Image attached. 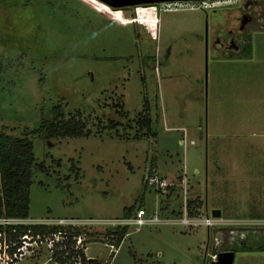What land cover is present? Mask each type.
<instances>
[{
	"label": "rangeland",
	"instance_id": "rangeland-1",
	"mask_svg": "<svg viewBox=\"0 0 264 264\" xmlns=\"http://www.w3.org/2000/svg\"><path fill=\"white\" fill-rule=\"evenodd\" d=\"M245 2L161 13L156 22L97 0H0V130L29 134L36 163L48 170L34 173L29 220L88 224L76 228L103 264H210L227 233L233 245L264 246V29L246 31L249 60L225 58L214 42L218 29L239 25ZM120 96L130 121L148 101L151 135L97 133V117L114 118L111 99ZM59 101L82 111L95 135L32 136ZM152 165L179 193L176 211L186 189L187 201L204 204L200 218L221 211L219 225L188 229L174 223L182 217L161 215L167 223L118 246L120 227L96 224L121 219L139 199L155 211L160 194L143 183ZM110 246L117 255L108 257ZM234 264H264V251L238 252Z\"/></svg>",
	"mask_w": 264,
	"mask_h": 264
},
{
	"label": "trees",
	"instance_id": "trees-1",
	"mask_svg": "<svg viewBox=\"0 0 264 264\" xmlns=\"http://www.w3.org/2000/svg\"><path fill=\"white\" fill-rule=\"evenodd\" d=\"M147 6L135 7L138 11H143ZM252 55V45L248 40L243 42L241 47V52L234 56V58L240 57H250ZM114 96V94H113ZM112 104L110 105L111 109L114 112V118H108L103 114V117H97L98 124L97 128L99 129L97 133L102 132H114L119 139H123L120 135V128L124 131L136 129L135 136L133 139H138L147 135H151L152 128V119L150 115V106L148 101H145L144 110L138 114L136 120L130 121L129 115L125 112L122 96L118 99L114 97L111 99ZM106 120V122L104 120ZM89 118H84L83 112L76 110L75 113L67 111L65 105L62 101L54 104L52 107L51 117L42 120L41 125L38 129L31 132V135H41L45 140H61V139H82L89 138L92 135H95L92 132L91 128L88 126L90 124ZM30 133V132H27ZM29 135V134H28ZM24 135L23 137H14L5 132V129L0 130V219L1 218H10V219H20V220H29L30 214V189L33 185L34 173H43L47 174L48 170L44 163L37 164L35 158V147L33 140L28 136ZM102 135V134H100ZM125 139H130L127 136ZM155 166H151L149 174L152 173V170L156 169ZM74 164H72V169H74ZM145 190L149 189L145 186ZM181 189V187H180ZM168 194H160L161 202L158 205L160 208V213L162 216H178L183 217L184 213V203L182 210L176 211L172 206L171 199L178 197L179 193L176 194L175 187H170L167 189ZM176 191V192H175ZM173 194V196H172ZM175 195V196H174ZM140 202L138 205L135 204L131 207H126L123 212L122 218H129L130 216L137 213L141 208H144L145 201L144 199H139ZM203 203L200 198L191 199L186 203L187 215L190 218L199 217L201 215V210L203 208ZM17 229L18 233L24 234L28 230H32L35 234H49L57 233L58 231L66 230L70 235V240L73 236H79L85 234L81 232L78 228L71 227H48V226H25L19 225L14 227H3L0 226V233L6 231L10 239H16L18 235L13 234L12 229ZM130 229L125 227L123 229H117L115 236L117 237V245L123 244L125 239L128 237ZM87 236V235H86ZM228 233L224 238L223 250L238 252H257L264 251V246H259L256 250L252 247H248L243 243V245L238 246L229 243ZM44 253L40 256L42 257ZM45 255L48 259L49 255L45 252ZM84 256V254H82ZM39 256V257H40ZM55 260L61 262L60 253H56Z\"/></svg>",
	"mask_w": 264,
	"mask_h": 264
},
{
	"label": "built area",
	"instance_id": "built-area-1",
	"mask_svg": "<svg viewBox=\"0 0 264 264\" xmlns=\"http://www.w3.org/2000/svg\"><path fill=\"white\" fill-rule=\"evenodd\" d=\"M237 4V0H176L165 1L157 4L145 5L147 6L143 11V16L154 14L157 20V16L161 13H172L179 11H206L208 9H217L225 6H232ZM139 7V6H137ZM138 11V10H137ZM140 12V11H138ZM186 144V140L182 141ZM194 142H192L193 144ZM144 185L155 191H163L172 187V183L162 178L157 171L152 170L151 174H147L143 181ZM185 188V187H184ZM184 193V212L185 215L178 221L174 220L175 224L187 227L188 229H196L200 227L212 228L219 225V218H214L212 215H206V217H193L190 218L187 215L186 201L187 191ZM28 220L1 218L0 226L14 227L19 225L25 226H48V227H71L76 228L79 225L88 226V224L76 220ZM163 222V223H162ZM161 219V213L159 206L155 211L148 213L145 208H141L136 214L129 218H121L116 220H108L99 222L96 225L111 224L114 227H120L123 229L128 227L130 233H139L145 226H156L165 224ZM89 227V226H88ZM13 234L18 235L16 239H10L6 231L0 233V264H19L27 259H36L42 253H48L49 257L44 264H60L59 260H55L56 253H60L62 264H89V260L92 258L88 255V247L84 244L86 241V235L73 236L70 240V235L66 230L58 231L57 233L49 234H35L32 230H28L26 233H18L17 229H12ZM126 235V236H129ZM119 248L116 250L114 246H110L109 256L113 254L117 255ZM84 254V256L82 255ZM114 255V256H115ZM99 260V259H98ZM99 264H103L99 260Z\"/></svg>",
	"mask_w": 264,
	"mask_h": 264
},
{
	"label": "flooded vegetation",
	"instance_id": "flooded-vegetation-1",
	"mask_svg": "<svg viewBox=\"0 0 264 264\" xmlns=\"http://www.w3.org/2000/svg\"><path fill=\"white\" fill-rule=\"evenodd\" d=\"M244 16L248 17V22L243 30L241 29L242 20L240 19L237 27L234 28L232 25L226 30L218 29L219 32L214 36V42L226 54L227 57L225 58L232 59L241 52L242 42L249 39V35L246 37L247 30L264 29V0H246L242 17Z\"/></svg>",
	"mask_w": 264,
	"mask_h": 264
},
{
	"label": "water",
	"instance_id": "water-1",
	"mask_svg": "<svg viewBox=\"0 0 264 264\" xmlns=\"http://www.w3.org/2000/svg\"><path fill=\"white\" fill-rule=\"evenodd\" d=\"M100 3L115 9L119 8H131L137 6H145L150 4H157L165 1H176V0H97ZM186 1V0H181ZM248 22V17L244 16L241 23V29ZM214 218H220L222 213L218 209H214L211 213ZM236 253L233 251H225L217 254L216 258L211 261L210 264H234ZM89 264H99V260L96 258H91Z\"/></svg>",
	"mask_w": 264,
	"mask_h": 264
},
{
	"label": "crops",
	"instance_id": "crops-1",
	"mask_svg": "<svg viewBox=\"0 0 264 264\" xmlns=\"http://www.w3.org/2000/svg\"><path fill=\"white\" fill-rule=\"evenodd\" d=\"M159 23H160V22H159ZM260 42H261V40H260ZM261 56L264 57V54L261 55ZM252 57H253V50H252V55H251L250 57H241V58H239V59L242 60V61H244V60L252 59ZM227 59H230V60H231V58H227ZM234 59H236V58H234ZM262 60H264V59H262ZM259 71H260V70H259ZM259 71H257V73H258ZM260 72H261V71H260ZM262 72L264 73V69L262 70Z\"/></svg>",
	"mask_w": 264,
	"mask_h": 264
},
{
	"label": "bare ground",
	"instance_id": "bare-ground-1",
	"mask_svg": "<svg viewBox=\"0 0 264 264\" xmlns=\"http://www.w3.org/2000/svg\"><path fill=\"white\" fill-rule=\"evenodd\" d=\"M154 18H155V16H154Z\"/></svg>",
	"mask_w": 264,
	"mask_h": 264
}]
</instances>
